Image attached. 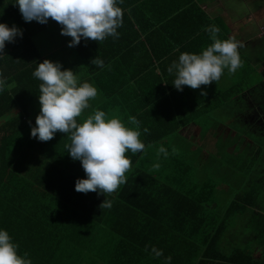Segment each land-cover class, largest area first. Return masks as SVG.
<instances>
[{
    "label": "trees",
    "instance_id": "trees-1",
    "mask_svg": "<svg viewBox=\"0 0 264 264\" xmlns=\"http://www.w3.org/2000/svg\"><path fill=\"white\" fill-rule=\"evenodd\" d=\"M124 1L120 8L128 6ZM4 11V18L14 17L27 27L29 21L22 18L19 6L11 5ZM123 16L125 33L119 39L109 36L97 42L82 38L74 46H65L69 51L64 64L99 84L98 90L103 93L109 91L103 90L102 80H131L129 57L139 56L144 47L143 40L135 41L141 35L132 30L135 23L143 31L155 29L153 25L160 23L158 19L151 23L146 20L144 5L135 6L131 14ZM22 32L14 41L5 42L3 51L10 52L0 57V65L10 63L0 67V228L9 232L19 253H27L31 264H264L248 248L236 247L231 252L221 249L230 220L253 206L259 191L251 189L237 195L224 210H218L212 169L208 170L211 177L193 152L196 147L192 139L178 133L187 117L173 116L161 123L155 119L157 115L143 109L130 112L124 104L114 115L129 127H135L128 120L130 115L139 120V138L145 149L126 153L131 167L125 173V183L106 194L112 201L110 208L100 207L103 193L76 191L75 181L85 172L65 148L70 143L69 134L57 131L50 140L40 141L30 135L26 116H4L17 106L29 111L39 92L40 81L32 72L44 59L26 58L31 52L33 56L39 54L27 30ZM13 54L24 59L15 62L10 58ZM95 56L104 61L103 68L91 63ZM89 114L82 113L76 119L81 122ZM193 118L203 131L209 128L205 116ZM235 139L245 138L227 140ZM207 140L205 145L215 146V140ZM161 145L168 150L167 157L157 155ZM157 163L159 167H154ZM263 228L256 227L258 235ZM152 246L162 250L160 257L151 255ZM169 256L171 260L166 261Z\"/></svg>",
    "mask_w": 264,
    "mask_h": 264
},
{
    "label": "crops",
    "instance_id": "crops-1",
    "mask_svg": "<svg viewBox=\"0 0 264 264\" xmlns=\"http://www.w3.org/2000/svg\"><path fill=\"white\" fill-rule=\"evenodd\" d=\"M126 1L128 6L121 8L123 22L117 30L119 36L112 37L113 39H119L122 33H125L122 32L124 23L126 24V16L123 14H131L137 5L145 6L147 10L145 18L149 23L156 19L160 23L153 25L155 29L150 28L146 31H143L138 23H135L133 29L129 25L132 30L141 33L139 40L135 37V41H139V43H142L140 40L144 41L143 51L140 55L129 57L128 77L131 73L130 81L113 80L101 83L104 87L103 90L109 91L103 93L98 90L99 84L97 86L90 79L81 77L82 80L94 84L98 91L97 97L90 101V108L86 109L83 114L101 109L107 114L115 116L114 114L123 108L124 104H127L130 112H140V109H143L145 113L157 115L155 119L161 123L169 122L168 119L173 116L178 119L187 117L188 121L186 122H192L196 130L193 134H189V137L181 129L178 130V133L184 139L207 140L214 138L212 132H218L221 129L211 126L203 131L202 126L193 116L212 115V105L220 110V107L226 104L224 109L221 108V111L227 117L226 122L231 125L225 129V139H264V129L261 124L256 122L259 120L264 123V96L260 101L258 99L255 101L256 96H254V92L258 89H260V93L264 94V46L260 43L264 44V0H125L124 3ZM243 3L246 4L247 10L239 7ZM11 5L18 6L11 0H0V21L9 26L15 24L22 31L27 30L39 56H33L31 52L26 58L30 60L36 57L48 58L60 62L63 68H71L75 71L72 66H68V63L64 64V62H68L69 51L65 50V46L71 37L58 34L60 29L47 31L48 28L44 26V23H39L36 20L29 21L27 27H24L14 17L4 18L1 13H6L4 10ZM151 16L154 18L150 19ZM57 24L59 23L57 22ZM207 25H215L219 28L218 38H233L243 45L238 49L242 64L233 73H229L225 69L221 78L209 85H201L197 89L185 85L183 90H177L171 83L174 74L168 73L167 66L177 59L181 52L199 53L211 43L208 32L204 30ZM129 32L131 36L134 35L133 31L129 30ZM60 51L67 53L66 58L58 53ZM8 52L9 49H5L3 53H0V57H5ZM129 54L130 52H128ZM10 58H15V62L19 63L24 59L23 56L15 54ZM9 64L7 61L0 67H6ZM249 66L253 72H263L252 85H246V81L249 79ZM133 81L142 82L143 85L140 86ZM123 90H127V92ZM223 90L227 92V97L220 94ZM38 94L39 92L33 103L37 104L31 112L34 116L40 110ZM30 108L31 106L29 110ZM18 113L21 116H28L29 111L26 112L22 107L17 106L11 112H6L4 116H14ZM250 113L253 116H249ZM231 114L236 115L230 116ZM207 115L205 117H209V120L212 121V116ZM214 121L219 123L215 118ZM249 207L253 208L254 205ZM260 207L256 204L254 212L262 214ZM225 240L231 241V238ZM236 247L239 246L233 244L228 249L223 242L221 244V249L224 252H231ZM225 248L226 250H224Z\"/></svg>",
    "mask_w": 264,
    "mask_h": 264
},
{
    "label": "clouds",
    "instance_id": "clouds-1",
    "mask_svg": "<svg viewBox=\"0 0 264 264\" xmlns=\"http://www.w3.org/2000/svg\"><path fill=\"white\" fill-rule=\"evenodd\" d=\"M18 4L25 21L36 20L46 23L49 18L62 27L61 34L71 37L69 46L78 44L81 39L102 41L105 38L119 36L117 29L122 25V10L118 0H11ZM122 2V0H119ZM211 43L199 53L181 52L168 66L167 71L174 74L171 82L177 90L189 86L193 89L209 85L221 78L225 69L233 73L241 66L238 49L243 47L233 38L220 39L219 28L207 25ZM23 32L15 24L9 26L0 21V53L5 42H12ZM91 63L103 68L104 61L97 56ZM32 75L40 81L38 100L39 113L35 125L30 123V135L40 141L50 140L57 131L69 134L70 143L65 146L73 160H79L85 176L77 178L74 188L78 192L95 191L103 193L105 199L101 208H110L112 201L106 194L116 192L126 181L125 173L132 161L127 152L136 154L145 149L141 141L139 120L129 116L135 127L126 126L117 116L109 117L101 109H95L81 122L76 117L90 108V101L97 97L94 84L82 80L78 71L63 68L61 63L45 58L37 63ZM203 92V89H201ZM146 132L147 129L145 128ZM169 155L163 146L157 149V155ZM159 167V164H154ZM145 251H148L146 246ZM151 255L160 257L162 250L152 246ZM170 261L171 257H166ZM0 264H31L27 253H19L18 245L9 232L0 228Z\"/></svg>",
    "mask_w": 264,
    "mask_h": 264
},
{
    "label": "rangeland",
    "instance_id": "rangeland-1",
    "mask_svg": "<svg viewBox=\"0 0 264 264\" xmlns=\"http://www.w3.org/2000/svg\"><path fill=\"white\" fill-rule=\"evenodd\" d=\"M239 7L247 10L245 3L240 4ZM44 26L48 28L47 31H54L62 27L52 18H49L48 21L44 23ZM58 34H61V31L58 32ZM260 43L264 46L262 42ZM251 66H249V79L246 81V85H252L256 81L257 77H261V74L263 73L253 72ZM100 81L101 80H99V83ZM102 82L103 80L101 83ZM259 90L260 89L254 92V96H256L255 101H257V99L259 101L262 100V97L264 96V94L260 93ZM220 94L223 97L228 96L227 92L224 90ZM36 104L37 103L31 106L28 116H26L27 120L33 125H35L36 116H34L31 112H33ZM225 106L226 104L218 110L214 105H212V115H198L212 116V121L209 120V117L205 118L207 125L209 127L212 126V128H220L221 131L212 132V137H214L212 138V141L214 142L215 140V146L212 143V147L205 145L204 141L206 142V139L202 140L192 138L191 141L194 143V147H196L193 152L199 157L200 163L205 165L203 166L207 168V172L209 169H212L211 173L214 175L215 184H217L218 188L216 196L218 202L220 203V205H218L219 211L221 209L224 210L228 204L237 197V195L246 193L251 189L259 191L254 207H248L244 213L236 215L232 218V220H230V228L224 235L222 242L228 249H230L233 244L243 248L247 247L248 250L252 251L255 258L263 261L264 228L261 229L263 233L258 235L256 227L264 225V139H225V129L228 125L229 127L231 125V123L226 122L227 117L223 111H221V108L224 109ZM110 115L111 114H108V116ZM235 115L236 114H231L230 116ZM249 116L253 115L250 113ZM214 118L217 119L219 123H215ZM256 122L259 125L261 124L264 129V123L259 120H256ZM193 125L194 124L192 122H186L185 124H182L180 129L184 134H186V136L189 137V134H193L196 130ZM207 142H210V140H207ZM199 144L201 147L198 146ZM204 150L206 151L203 152ZM192 173L195 174L194 171H192ZM208 174L210 176L212 175L209 172ZM256 204L261 206L259 209L262 214L254 212ZM226 238H231V241L225 240ZM226 248L224 250H226Z\"/></svg>",
    "mask_w": 264,
    "mask_h": 264
}]
</instances>
